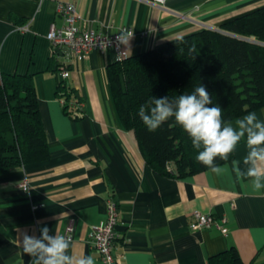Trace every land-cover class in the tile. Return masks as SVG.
Returning a JSON list of instances; mask_svg holds the SVG:
<instances>
[{
    "label": "crops",
    "instance_id": "1",
    "mask_svg": "<svg viewBox=\"0 0 264 264\" xmlns=\"http://www.w3.org/2000/svg\"><path fill=\"white\" fill-rule=\"evenodd\" d=\"M59 3L76 7L83 29L130 31L123 50L135 55L202 28L219 30L264 0H0V72L32 75L50 155L0 176V264H31L21 233L39 237L47 226L50 235H64L69 221L71 253L92 255L99 264L87 239L93 225L105 221L108 196L118 202L114 264H207L230 247L244 264H264V195L240 175L244 141L218 165L219 173L176 178L155 172L116 113L107 78L116 53L97 49L78 60L46 39L51 24L63 25ZM61 66L69 70L66 79ZM62 80L84 104L80 119L64 113L56 93ZM249 112L264 120V105ZM233 161L241 162L239 170ZM195 210L223 219L226 233L216 225L191 229Z\"/></svg>",
    "mask_w": 264,
    "mask_h": 264
},
{
    "label": "trees",
    "instance_id": "2",
    "mask_svg": "<svg viewBox=\"0 0 264 264\" xmlns=\"http://www.w3.org/2000/svg\"><path fill=\"white\" fill-rule=\"evenodd\" d=\"M107 78L122 127L133 132L145 163L155 172L187 177L209 169L196 161L197 150L173 118L154 132L138 115L152 97L170 100L203 85L212 105L228 121L264 105V5L202 28L158 47L117 59ZM64 113L82 118L75 92L62 80L57 88ZM50 157L32 75L0 72V176L16 166ZM232 157L229 156L228 160ZM228 160L217 158L216 165ZM207 264H244L235 247L210 256Z\"/></svg>",
    "mask_w": 264,
    "mask_h": 264
},
{
    "label": "clouds",
    "instance_id": "3",
    "mask_svg": "<svg viewBox=\"0 0 264 264\" xmlns=\"http://www.w3.org/2000/svg\"><path fill=\"white\" fill-rule=\"evenodd\" d=\"M132 33L121 34L118 39L127 43ZM212 105V98L203 85L195 88L191 94H180L170 100L152 97L147 104L141 105L138 115L147 130L154 132L173 118L175 123L191 139L192 147L197 150L195 159L214 173L222 169L216 165L217 158L228 160L241 141L246 146L240 175L248 178L253 192L264 195V120L255 112H249L235 121L225 122L222 109ZM240 161H233L239 170ZM40 236H30L26 232L20 235V246L31 264H96L92 255L71 253L72 240L65 235L49 234V228L40 229Z\"/></svg>",
    "mask_w": 264,
    "mask_h": 264
},
{
    "label": "built area",
    "instance_id": "4",
    "mask_svg": "<svg viewBox=\"0 0 264 264\" xmlns=\"http://www.w3.org/2000/svg\"><path fill=\"white\" fill-rule=\"evenodd\" d=\"M166 0H152L155 4H164ZM56 14L63 19V25L56 28L51 24L47 30L46 39L53 48H64L65 55L74 57L78 60L85 59L86 56L93 50H110L116 53L117 59H123L128 54L123 50V42L118 37L121 34H129L130 31L125 29L118 33H105L102 31H95L89 27L82 28L78 25L81 20L80 15L77 13L76 7L71 3H59ZM27 24L19 28L20 31L27 30ZM146 32L142 33L145 36ZM69 76V70L65 66H61L60 78L66 79ZM77 103L80 108L84 107L83 102L76 97ZM63 101L61 102V104ZM22 188L27 189L28 183L24 181ZM105 208V221L93 225L92 230L88 237L89 246L95 250L99 255V264H114L113 248L117 240V223L119 219L118 202L112 196H108ZM193 221L191 229H201L216 225L220 227L222 233H226V229L222 225L223 219L215 218L210 213H202L195 210L193 212ZM72 221H69L65 227L64 235L71 239Z\"/></svg>",
    "mask_w": 264,
    "mask_h": 264
},
{
    "label": "water",
    "instance_id": "5",
    "mask_svg": "<svg viewBox=\"0 0 264 264\" xmlns=\"http://www.w3.org/2000/svg\"><path fill=\"white\" fill-rule=\"evenodd\" d=\"M56 50L58 51V50H59V48H56Z\"/></svg>",
    "mask_w": 264,
    "mask_h": 264
}]
</instances>
